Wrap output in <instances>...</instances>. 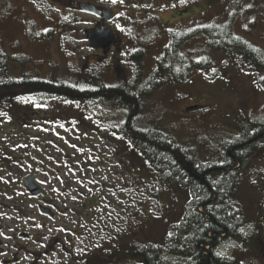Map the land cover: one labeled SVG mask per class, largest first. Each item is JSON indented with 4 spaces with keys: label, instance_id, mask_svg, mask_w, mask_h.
Segmentation results:
<instances>
[{
    "label": "rangeland",
    "instance_id": "1",
    "mask_svg": "<svg viewBox=\"0 0 264 264\" xmlns=\"http://www.w3.org/2000/svg\"><path fill=\"white\" fill-rule=\"evenodd\" d=\"M42 5L39 0H0V52L6 57L10 74L18 79L22 74H28L34 79L86 86L88 72L80 70V64H77L88 53L82 37L75 38L61 31L55 17L44 19L46 9ZM66 18L68 20L69 16ZM80 19L88 20L76 16V20ZM143 26L146 27L147 22H128L130 36L126 47H130L132 53L145 50L139 63L145 72L153 67V58L169 43L163 46L165 39L146 38V32L150 30L146 28L145 32ZM139 27L142 29L137 32ZM189 27L190 34L173 56L178 73L188 69L183 75L186 81L172 78L175 81L172 82L165 78L155 93L145 97V109L137 124L156 125L170 132L181 145L202 148V142H209L203 148L207 156L210 147L217 149L215 141L219 135H231L233 131L235 135L241 115L248 118L250 128H255V123L264 119V93L254 67L243 63L239 56L212 49L205 36L211 31L217 32L219 27L220 32L215 37L223 36L222 33L229 30L230 37L243 43L236 44L238 52L251 46L253 50H260V62L264 61V0H224L212 11L209 20H191ZM51 29L53 34L49 32ZM205 58L213 63L211 67L201 70L193 66ZM217 66H221L218 71ZM132 76L129 74L126 79ZM259 77L262 80L264 73ZM105 79L112 83L109 75H105ZM140 81H144L142 76ZM189 106L197 108L185 111ZM108 110L98 100L75 102L44 95L0 106V215L9 216L11 222L3 218L0 221L10 232L28 229L41 241L62 223L59 219L41 217L37 209L38 198L25 194L23 179L36 175L34 182L65 210L78 208V194L87 193L88 188L106 192L105 198L110 202L120 198L121 202H127V207H134L135 200L142 201V211L146 209L143 230L152 238L157 236V197L151 183L145 181L149 174L144 170V164L141 185L135 189L139 158L130 150L125 151L126 157H118V138L104 140L99 134L118 125L119 121ZM261 153H256L252 161L248 159L239 173L234 192V199L246 220H250L256 210L251 205L255 198L253 191H256L252 186H260L259 178L264 177ZM98 156L101 159L98 160ZM91 167L94 170H90ZM131 183H134L133 188L128 190ZM123 189L131 194L122 193ZM68 216L69 212L65 217ZM23 218L26 221L22 222ZM218 252L223 255H217ZM214 254L228 258L234 255V249L218 245Z\"/></svg>",
    "mask_w": 264,
    "mask_h": 264
},
{
    "label": "trees",
    "instance_id": "2",
    "mask_svg": "<svg viewBox=\"0 0 264 264\" xmlns=\"http://www.w3.org/2000/svg\"><path fill=\"white\" fill-rule=\"evenodd\" d=\"M219 32L214 31L205 36L209 46L230 53L233 57L239 56L243 63L254 67L259 73L256 76L264 93V79L260 80L259 77L264 73L260 50H253L250 46L238 52L236 44H243L242 41L230 37L229 30L227 33L224 31L223 36L215 37ZM186 39L173 38L162 49L147 81H140L142 52L137 51L130 56L135 66L131 81L127 79L125 82L110 84L104 80L105 76L104 79L96 77L95 87L34 79L28 74L15 78L10 74L5 55L0 52V106H9L16 100L37 95L59 96L75 102H90L92 98L102 97V104L110 111L119 108L125 111V121L121 126L107 128L108 131L99 134L104 140L118 138L117 142L122 144L116 152L118 157H126L125 151L130 150L139 158L141 179L143 163L144 170L149 174L145 181L150 182L156 192L157 200L153 199L158 208L153 207L158 217L157 236L152 238L149 232L143 230L145 209L142 211V243L127 247L126 260L139 258L136 264H234V255L223 258L215 256L214 251L221 244L234 247L235 237L239 240L245 238L240 225L249 222L237 205L234 192L239 183V173L247 164L249 153L255 150L254 144L258 142L255 129L264 125L263 120L255 123V128H250L248 118L241 115L235 135L234 131L231 135H219L215 141L217 149L210 147L207 156L203 148L209 142H202V148L190 144L181 145L170 132L156 125L145 127L137 124L145 109V99L161 87L165 78L168 77L172 82H175L172 78L179 82L186 81L183 75H186L188 69L178 73L175 68L177 62L173 58ZM211 65L213 63L205 58L193 66L205 70ZM220 67L217 66L216 71ZM205 143L208 145L205 146ZM237 163L239 166L236 168ZM133 184L128 186V190H132Z\"/></svg>",
    "mask_w": 264,
    "mask_h": 264
},
{
    "label": "flooded vegetation",
    "instance_id": "3",
    "mask_svg": "<svg viewBox=\"0 0 264 264\" xmlns=\"http://www.w3.org/2000/svg\"><path fill=\"white\" fill-rule=\"evenodd\" d=\"M39 1L46 9L43 13L44 19L55 17L58 23L56 25L61 27L59 28L61 31L75 38L80 39L79 35L82 37L85 43L83 47L88 53L83 55L82 63L80 61L77 64H80V70L88 72L89 79L84 84L91 87H95L96 77L104 79L105 75L111 77L110 84L125 82L127 79L131 81L133 78L132 70L135 66L130 59L132 49L126 47L127 37L130 36L128 22L136 21L140 24L147 22V26L142 27L145 32L146 28L150 30L146 32V38L165 39L164 46L173 38L187 37L190 34L191 20H209L212 11L224 3V0H183V3L181 0ZM67 16H69L68 20ZM76 16L88 20H76ZM142 28L139 27L137 32ZM49 32L53 34L52 29ZM212 32L214 31L209 33ZM91 35H101L104 38L93 46L89 38ZM105 40L109 43H104ZM139 51L142 55L145 52L144 49ZM120 52L123 53L118 56ZM157 57L153 58L151 66ZM124 59L127 62H124ZM152 68L145 72L142 69L144 81L148 80ZM129 74L133 76L126 79ZM104 80L108 83L109 79ZM102 99V97L92 98L101 103ZM108 113L119 121L118 127L125 121V111L121 108L111 112L108 110ZM255 132L258 142L254 144L255 150L248 155L250 161L261 151L264 156V125L256 128ZM121 145L120 142L119 147ZM229 157L231 158L230 153ZM90 170L94 168L91 167ZM136 173V188H138L137 185H141L142 182L140 160L136 164ZM93 180L92 177V182ZM259 183L260 186L257 184L252 186V189L257 191H253L255 198L251 203L252 209L256 210L247 224L240 225L245 238L234 239V264H264V177L259 178ZM121 191L128 195L127 191ZM62 192L65 194L64 191ZM25 194L29 195L27 191ZM78 195L80 206L68 208L69 210L58 207L48 192L44 196L37 197L39 215L49 220L59 219L62 222L54 233L47 234L41 241L38 237H33L28 229L10 232L0 221V264H136L139 258L135 260L131 258L127 261L126 252L128 246L142 243L141 201L135 200L134 207H127V202H121L120 198L110 202L105 198L106 192H98L91 188H88L87 193ZM40 207L48 209L50 211L48 213L52 215L40 213ZM68 212L69 216L65 217ZM1 218L10 221L9 216L5 214L0 215V220ZM21 220L26 221L24 218Z\"/></svg>",
    "mask_w": 264,
    "mask_h": 264
},
{
    "label": "water",
    "instance_id": "4",
    "mask_svg": "<svg viewBox=\"0 0 264 264\" xmlns=\"http://www.w3.org/2000/svg\"><path fill=\"white\" fill-rule=\"evenodd\" d=\"M90 40H92V45L93 46H96V42L99 41V40H102L104 37L101 36V35H91V37H89ZM110 41V40H109ZM104 43H109L108 40H105ZM197 106H189L185 109V111H191V110H194L196 109ZM239 166V164L237 163L236 164V168ZM34 179L35 177L34 176H27L23 179V187L27 190V192L33 196V197H37V196H44L46 195V191L40 187L39 185H37L35 182H34ZM40 213L42 214H47L49 216H51L52 214L51 213H48L50 212L48 209H44L42 207H40L39 209Z\"/></svg>",
    "mask_w": 264,
    "mask_h": 264
},
{
    "label": "snow or ice",
    "instance_id": "5",
    "mask_svg": "<svg viewBox=\"0 0 264 264\" xmlns=\"http://www.w3.org/2000/svg\"><path fill=\"white\" fill-rule=\"evenodd\" d=\"M113 2H115V0H113ZM181 2L183 3V0H181ZM117 27H119V25H117ZM261 79H264V77H262ZM217 255H221L222 256L223 253L222 252H218Z\"/></svg>",
    "mask_w": 264,
    "mask_h": 264
}]
</instances>
